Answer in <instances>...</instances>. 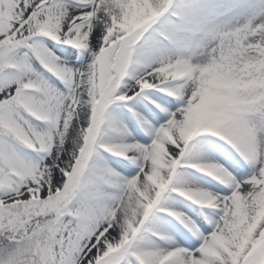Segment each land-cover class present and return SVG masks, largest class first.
Masks as SVG:
<instances>
[{
	"label": "snow or ice",
	"instance_id": "snow-or-ice-1",
	"mask_svg": "<svg viewBox=\"0 0 264 264\" xmlns=\"http://www.w3.org/2000/svg\"><path fill=\"white\" fill-rule=\"evenodd\" d=\"M0 264H264V0H0Z\"/></svg>",
	"mask_w": 264,
	"mask_h": 264
}]
</instances>
